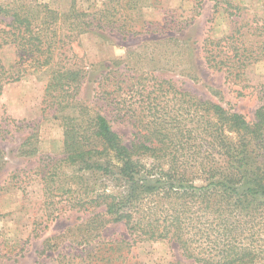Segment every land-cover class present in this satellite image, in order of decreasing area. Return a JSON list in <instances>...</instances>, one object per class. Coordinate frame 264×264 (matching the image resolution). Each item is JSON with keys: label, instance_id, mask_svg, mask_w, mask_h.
<instances>
[{"label": "rangeland", "instance_id": "1", "mask_svg": "<svg viewBox=\"0 0 264 264\" xmlns=\"http://www.w3.org/2000/svg\"><path fill=\"white\" fill-rule=\"evenodd\" d=\"M41 1L60 12L74 2L82 10L108 8V30L84 33L74 43L86 77L65 99L88 106L90 115H104L126 143L139 121L178 117L187 123V104L176 89L248 118L264 104V61L235 68L245 76L231 79L227 68H209L203 52L208 36L225 37L230 53L264 49V0ZM122 24L137 33H120ZM17 61L13 45L0 50L6 69L17 71L23 66ZM27 69L0 94V264H108L109 257L125 253H108V240L127 237L126 229L121 223L93 228L98 209L76 206L82 193L73 168L60 163L59 175L46 184L44 175L65 157L64 105L47 95L51 69ZM30 136L25 149L37 151L22 154ZM133 254L122 264H192L168 240L138 243Z\"/></svg>", "mask_w": 264, "mask_h": 264}, {"label": "trees", "instance_id": "2", "mask_svg": "<svg viewBox=\"0 0 264 264\" xmlns=\"http://www.w3.org/2000/svg\"><path fill=\"white\" fill-rule=\"evenodd\" d=\"M117 12L113 9L112 16ZM108 13V8L79 9L76 2L60 12L41 0L0 1V50L13 45L17 64L23 65L12 71L0 64V94L28 67L48 68L47 95L64 105L65 157L44 175L50 179L46 184L55 181L64 163L80 184L76 206L98 209L93 228L124 225L127 237L109 239L108 253H125L109 257L108 264L131 261L138 243L162 240L175 244L192 264H264V104L248 118L176 89L187 104V123L178 117L139 121L126 143L104 115H90L88 106L65 99L86 77L74 43L84 33L108 30ZM116 29L137 33L123 24ZM224 39L205 38L209 68H227L229 78L241 80L244 72L235 68L264 61L262 47L230 53ZM30 140L22 154L36 153L25 149Z\"/></svg>", "mask_w": 264, "mask_h": 264}]
</instances>
